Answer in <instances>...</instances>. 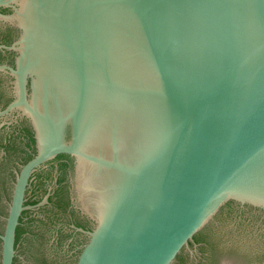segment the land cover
Listing matches in <instances>:
<instances>
[{"label":"water","instance_id":"1","mask_svg":"<svg viewBox=\"0 0 264 264\" xmlns=\"http://www.w3.org/2000/svg\"><path fill=\"white\" fill-rule=\"evenodd\" d=\"M18 37L13 99L35 154L0 152V235L178 256L262 258L264 0H0ZM6 36L0 26V38ZM0 76V107L9 97ZM16 112V113H15ZM5 116V117H4ZM8 130L0 131L4 143ZM75 158V204L94 227L70 236L77 211L49 193L25 205L30 174ZM12 170V171H11ZM15 170V171H14ZM43 177L48 171H42ZM52 173V172H51ZM15 178V180H14ZM51 183L42 180L36 192ZM57 232H62L57 236Z\"/></svg>","mask_w":264,"mask_h":264},{"label":"flooded vegetation","instance_id":"2","mask_svg":"<svg viewBox=\"0 0 264 264\" xmlns=\"http://www.w3.org/2000/svg\"><path fill=\"white\" fill-rule=\"evenodd\" d=\"M11 12H12V7L10 5H0V13L8 14ZM0 26L1 28L4 29V33H6V36H4L3 38H0V64L14 67L16 51L12 49H7L2 46H10L18 37L19 30L15 25L8 23L2 20L1 18H0ZM0 76H4L7 79L6 83H7V89L9 91V97L6 100V102L8 103L13 99V88H14L13 80L14 78L12 75H10L9 72H5L3 70H0ZM4 107L3 106L0 107V110H2ZM15 117H16L15 118L16 121L11 122V123L10 121L1 120L3 117L0 118V131L8 130V132L5 134V139L3 141L4 143H0V152L3 153L2 158L4 157L6 158V155H7L6 148H8L10 145V142L16 138L22 141V145L27 153L26 157L28 155H31L32 157L35 154V145H34V138H33L34 133H33L32 127L28 119L25 116L23 115L20 116L16 113ZM31 139H33V141ZM21 165L22 164H19V163L16 165V168H15L16 172L19 170ZM74 165H75V158L66 153L57 154L53 156L52 158L46 160L42 164H40L30 174L29 181H28L26 191H25V201H24V204H25V202H31L39 197L40 192L37 193L36 188L42 180H46L51 183L48 187H46V193H45V194L49 193V196H50L58 188L56 185V181L59 177H61V186L58 189L57 195L54 196L53 199H57L59 196L60 197L64 196L65 200H67L68 202L66 211H68L70 214H73L74 213L73 210H75L78 212V214L82 218V220L79 221L75 218L70 217L68 220L63 222L59 230H63V228H65L66 230L70 231L68 233L70 236H73V234H76V233H82L76 230L75 227H81L86 231H90L94 227V221L82 209H80L77 206V204H75V200L73 198L74 194H73V189H72V184H71V177L73 174ZM44 170L48 171L47 173L48 175H46L45 177H43L42 175L43 174L42 171ZM45 194L42 196L40 201L43 199ZM45 205L46 203L39 207H43ZM224 205H226L227 207L239 210L240 215L245 210H251V212L257 213L260 217H262V219H264V211L251 207L249 205L241 204L233 200H229L225 202ZM25 210H23L20 215V217H22V221H24V218L27 217V216H24V214L29 211L32 212V210L34 209H29V211H25ZM78 223H79V226H78Z\"/></svg>","mask_w":264,"mask_h":264},{"label":"trees","instance_id":"3","mask_svg":"<svg viewBox=\"0 0 264 264\" xmlns=\"http://www.w3.org/2000/svg\"><path fill=\"white\" fill-rule=\"evenodd\" d=\"M6 104H7V102L4 104V106H5ZM4 106H3V107H4ZM31 140L33 141V139H31ZM19 143H21V145H20V149H21L22 151H25V149H24V147H23V145H22V141L19 140ZM30 157H31V155H28L27 157H24L22 160H19L18 163H19V164H23V163H25ZM18 163H16V164L14 165V167H16V165H17ZM56 185H57L58 188L53 192V194H51V195L48 197V202L46 203V205H48L49 203H52V204L55 206V208H57V209H61V210H63V211H66V210H67L68 202H67V200H65L64 196H61V197L59 196L57 199H53L54 196L57 195L58 189H59V187L61 186V177H59V178L57 179V181H56ZM45 193H46V187H42V189L40 190V195H39V197H38L37 199L31 201V202H25V205H28V204H34V203L40 201V199L42 198V196H43ZM46 205H45V206H46ZM43 207H44V206H43ZM25 211H29V209H26ZM29 219L32 220V218L30 217V218H28L27 221H22V217H20V219H19V223H18L17 228H16V234H15V237L20 238V236H21L22 233H24V232L27 233V228H26V226H25L24 224H26V223L29 221ZM76 226H77V224H76ZM78 226H79V223H78ZM58 231H61V230H58ZM60 233H62V232H57V236H60V235H59Z\"/></svg>","mask_w":264,"mask_h":264}]
</instances>
